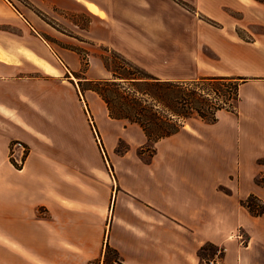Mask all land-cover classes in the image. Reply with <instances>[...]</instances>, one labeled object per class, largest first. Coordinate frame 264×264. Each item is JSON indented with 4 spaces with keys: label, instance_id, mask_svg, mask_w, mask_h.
<instances>
[{
    "label": "crops",
    "instance_id": "crops-1",
    "mask_svg": "<svg viewBox=\"0 0 264 264\" xmlns=\"http://www.w3.org/2000/svg\"><path fill=\"white\" fill-rule=\"evenodd\" d=\"M193 1L208 18L225 15L224 0ZM93 24L88 34L95 39ZM45 29L0 0V264H103L107 245L124 264H198L210 223L225 224L233 209L264 239V217L249 220L239 210L249 191L229 181L248 162L264 160V37L246 40L231 29L207 28L202 43L215 54L208 75L246 77L236 112L219 109L210 123L192 117L159 139L150 162L137 171L131 166L120 184L105 166L87 111L102 136L104 122L112 128L116 122L98 94L81 91L67 75L80 68L78 53L54 49L41 35ZM123 51L148 64L158 49ZM109 76L102 60L90 57L85 77ZM13 139L28 148L22 168L8 158ZM103 140L113 157L114 143ZM225 240L224 264H264L262 239L253 251Z\"/></svg>",
    "mask_w": 264,
    "mask_h": 264
},
{
    "label": "rangeland",
    "instance_id": "rangeland-1",
    "mask_svg": "<svg viewBox=\"0 0 264 264\" xmlns=\"http://www.w3.org/2000/svg\"><path fill=\"white\" fill-rule=\"evenodd\" d=\"M6 1L10 7L22 14L40 19L46 28L41 35L54 49L68 48L78 53L81 58V66L78 71L72 72V74L67 72V75L73 81H77L79 88V83H83V86L88 85L84 80L88 79L85 77V72L90 57H97L101 60L102 57L107 58L106 60L110 63L122 62L118 58V54L106 50L105 46L115 50L132 64L138 65L153 75H158L161 78L169 75L176 78L173 80H189L193 77L207 76L210 73V59L215 58V54L209 46L202 43V39L209 33L207 28L210 29V25L217 31L220 30V27L225 28L226 31L231 29L239 37L246 40L254 37L259 39L264 37V0H224L221 3V9L225 15L221 16V20L213 17L208 18L193 0L90 1L105 13L104 16L93 13L82 0ZM91 23H97V26L93 24L94 27L96 26L93 36L102 37L103 40L96 37L93 39L88 34ZM233 25H236V27L234 28ZM146 44L156 45L158 49L156 55L152 56L153 59L151 58L152 60L150 59L148 64L130 60L123 53V50H128L134 54L138 48H142ZM85 60L88 62L87 64L84 63ZM52 62L55 65L61 64L56 56L52 58ZM152 69H154V72ZM121 71L129 75L132 69H122ZM111 77L110 72V76L107 78ZM211 83L210 98L213 100L215 96L221 99L223 97L222 93H226L228 85L217 84L215 86L218 88H216ZM123 85L127 88L134 87V84H131L130 81H124ZM212 87H215V90L219 89L216 91L217 93L211 89ZM182 91L184 92L183 89ZM103 102L108 117L115 121L117 126L115 125V128H112L103 119L104 127L108 128L103 136L100 135L98 129L94 126L95 120L89 112L90 110L87 111L88 122L91 125L96 143L111 178L115 182H118L119 179L120 184L122 182L126 183L127 170L133 166L134 170L137 171L143 167V164L149 163L156 153V142L164 137L159 139L148 137L137 122L125 118L111 117L104 100ZM192 117L197 118L198 116L193 115ZM192 117L182 119L183 125L185 122L190 123L193 121ZM103 138H106L107 142L112 141L114 143V153L116 155L113 154V157L108 155ZM15 140L20 139H13L10 142L8 158L15 168H22L28 148L20 140L25 145V155L22 164L18 165L12 153V143ZM244 167V172L242 171L240 175H230L229 177L232 184L236 183L241 190L249 191L244 196H240V213L246 215L249 220L251 218H262L264 217V211L261 214L254 213L250 206L255 209L264 207V160L258 159L255 162H248V165ZM218 187L226 193L232 192L227 183H221ZM252 188H257L259 194L254 193ZM212 211L215 212V210ZM236 212V209H233L227 214L225 224L210 223V240L204 241L198 247V264H205L210 259L223 262L222 258L226 249L225 242L222 241L224 238H226L227 244L234 242L241 248L249 245L248 249L252 251L256 246L259 247L260 239L264 241L263 238L255 234L254 229H252L253 225H250L249 222L242 223L237 219ZM262 248L264 247L262 246ZM116 258L118 256L114 252H109L107 262L111 264Z\"/></svg>",
    "mask_w": 264,
    "mask_h": 264
},
{
    "label": "trees",
    "instance_id": "trees-1",
    "mask_svg": "<svg viewBox=\"0 0 264 264\" xmlns=\"http://www.w3.org/2000/svg\"><path fill=\"white\" fill-rule=\"evenodd\" d=\"M105 49L118 54L122 62L110 63L107 58L102 57L112 77L85 79L84 82L88 85L83 86V83H79L80 89L95 91L105 101L111 117L137 122L148 137L159 139L174 133L183 125L182 119L193 115L210 123L217 120L216 112L219 109L225 108L236 112L238 87L246 80L244 76L207 75L189 80L164 79L132 64L108 46H105ZM84 63L88 62L85 60ZM129 68L132 69L129 75L121 71ZM124 81H130L134 87L127 88L123 85ZM210 82L214 86L228 85L221 99L215 96L213 100L210 98ZM215 87L211 89L217 93L219 89L215 90ZM250 209L257 214L264 211L263 206L257 209L250 206ZM109 252H114L118 256L111 264H124L118 251L109 245L104 250L103 264H109L107 262Z\"/></svg>",
    "mask_w": 264,
    "mask_h": 264
},
{
    "label": "built area",
    "instance_id": "built-area-1",
    "mask_svg": "<svg viewBox=\"0 0 264 264\" xmlns=\"http://www.w3.org/2000/svg\"><path fill=\"white\" fill-rule=\"evenodd\" d=\"M24 150H25V145L23 144V142H21L20 140H15L12 143V153H13V157L15 159V162L18 163V165H21L23 162V158H24ZM205 264H223V262L218 261L217 259H210L207 262H205Z\"/></svg>",
    "mask_w": 264,
    "mask_h": 264
},
{
    "label": "bare ground",
    "instance_id": "bare-ground-1",
    "mask_svg": "<svg viewBox=\"0 0 264 264\" xmlns=\"http://www.w3.org/2000/svg\"><path fill=\"white\" fill-rule=\"evenodd\" d=\"M84 3L87 5V7L91 10L94 11L100 15H104V12L98 7L96 6L94 3L90 2V1H84Z\"/></svg>",
    "mask_w": 264,
    "mask_h": 264
}]
</instances>
